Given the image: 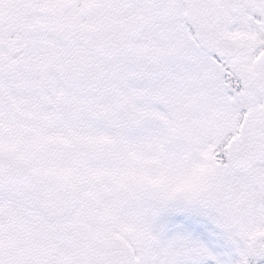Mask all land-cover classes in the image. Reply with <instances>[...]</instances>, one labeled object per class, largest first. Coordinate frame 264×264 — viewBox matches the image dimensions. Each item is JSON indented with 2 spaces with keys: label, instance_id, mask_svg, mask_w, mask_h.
I'll list each match as a JSON object with an SVG mask.
<instances>
[{
  "label": "snow or ice",
  "instance_id": "obj_1",
  "mask_svg": "<svg viewBox=\"0 0 264 264\" xmlns=\"http://www.w3.org/2000/svg\"><path fill=\"white\" fill-rule=\"evenodd\" d=\"M0 264H264V0H0Z\"/></svg>",
  "mask_w": 264,
  "mask_h": 264
}]
</instances>
